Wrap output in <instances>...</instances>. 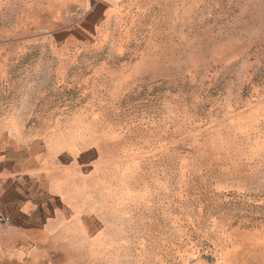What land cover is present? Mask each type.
<instances>
[{
  "label": "rangeland",
  "instance_id": "374dc122",
  "mask_svg": "<svg viewBox=\"0 0 264 264\" xmlns=\"http://www.w3.org/2000/svg\"><path fill=\"white\" fill-rule=\"evenodd\" d=\"M116 1L0 0V159L59 167V264H264V0Z\"/></svg>",
  "mask_w": 264,
  "mask_h": 264
},
{
  "label": "crops",
  "instance_id": "0c3cea01",
  "mask_svg": "<svg viewBox=\"0 0 264 264\" xmlns=\"http://www.w3.org/2000/svg\"><path fill=\"white\" fill-rule=\"evenodd\" d=\"M116 3L83 0L82 5L84 10L96 11ZM88 153L80 152L78 156L84 164L86 154L90 161ZM27 156L28 161L15 167L0 159V204L11 215L8 226L0 229V264H59L62 248L79 230L76 222L81 219L63 211L65 200L55 177L59 167L46 166L42 154ZM75 170L73 166L69 169L68 178Z\"/></svg>",
  "mask_w": 264,
  "mask_h": 264
},
{
  "label": "built area",
  "instance_id": "2783aa9c",
  "mask_svg": "<svg viewBox=\"0 0 264 264\" xmlns=\"http://www.w3.org/2000/svg\"><path fill=\"white\" fill-rule=\"evenodd\" d=\"M1 188V184H0ZM11 221L10 213L6 212L3 206L0 204V229L5 228Z\"/></svg>",
  "mask_w": 264,
  "mask_h": 264
}]
</instances>
